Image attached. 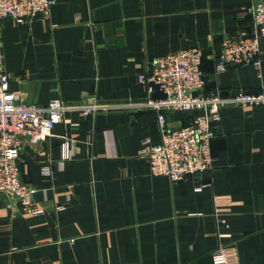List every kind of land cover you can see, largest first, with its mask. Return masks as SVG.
Instances as JSON below:
<instances>
[{"label": "crops", "instance_id": "obj_1", "mask_svg": "<svg viewBox=\"0 0 264 264\" xmlns=\"http://www.w3.org/2000/svg\"><path fill=\"white\" fill-rule=\"evenodd\" d=\"M254 2L56 0L47 18L1 19L0 56L24 103L144 99L140 74L189 46L203 49L206 93L258 92L264 46L263 77L250 63L217 71L222 39L252 29ZM200 113L168 112V126ZM215 133L213 171L173 182L139 153L144 138L161 141L155 113L70 111L20 152L43 212L0 193V264H264V105L222 109ZM219 246L225 263L213 259Z\"/></svg>", "mask_w": 264, "mask_h": 264}, {"label": "built area", "instance_id": "obj_2", "mask_svg": "<svg viewBox=\"0 0 264 264\" xmlns=\"http://www.w3.org/2000/svg\"><path fill=\"white\" fill-rule=\"evenodd\" d=\"M55 3L56 0H0V20L12 18L17 23H24L38 17L47 18ZM248 12L252 29L222 39L217 71L230 65L250 63L263 77L264 0H255ZM203 58V49L198 46L182 47L156 57L151 72L140 74L146 90L141 100L86 99L70 104L61 98H52L40 105L21 102L10 90L11 77L0 56V193L16 201L26 215L43 212L34 199L37 188L22 179L20 152L25 145L37 147L53 136L56 124L64 121L72 110H79L82 115L125 109L152 111L158 118L161 141L152 143L150 138H144L139 151L147 158L151 174L164 175L177 182L189 175L213 171L216 159L212 141L221 110L264 105V89L227 96L206 93ZM157 92L160 96H156ZM175 110H200L201 113L183 126L171 128L167 114ZM42 173L52 175L50 163L42 165ZM212 256L216 263L226 262L221 246Z\"/></svg>", "mask_w": 264, "mask_h": 264}]
</instances>
